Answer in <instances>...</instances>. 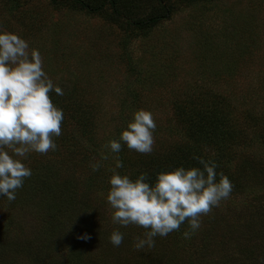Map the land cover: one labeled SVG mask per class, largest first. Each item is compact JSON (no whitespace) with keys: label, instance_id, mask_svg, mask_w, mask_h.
Listing matches in <instances>:
<instances>
[{"label":"rangeland","instance_id":"1","mask_svg":"<svg viewBox=\"0 0 264 264\" xmlns=\"http://www.w3.org/2000/svg\"><path fill=\"white\" fill-rule=\"evenodd\" d=\"M168 1L161 5L169 17L140 28L126 22L147 18L157 0H140L121 20L112 8L92 14L54 0H0V29L40 51L44 71L63 90L49 96L64 115L56 150L29 153L23 162L31 177L15 200L0 197V264L43 257L68 264L76 256L80 264H264V0ZM138 109L155 119L153 151L122 144L118 173L134 180L168 157L170 170L181 167L174 160L202 168L198 153L233 184L188 239L185 221L139 250L145 230L111 221L113 156L90 168ZM200 109L216 112L219 127L195 142L188 116ZM113 230L124 234L119 247L109 242ZM85 233L87 241L78 239Z\"/></svg>","mask_w":264,"mask_h":264},{"label":"clouds","instance_id":"2","mask_svg":"<svg viewBox=\"0 0 264 264\" xmlns=\"http://www.w3.org/2000/svg\"><path fill=\"white\" fill-rule=\"evenodd\" d=\"M50 92L63 95V90L47 75L40 51L29 48V43L16 33L0 29V197L9 202L31 177L32 170L23 162L28 154H46L55 151L56 137L61 135L63 110L56 107ZM156 122L152 112L138 109L120 132L102 146L100 160L90 164L93 172L102 167L101 161L113 156L114 168L108 179L106 202L113 209L111 221L120 227L136 225L143 228V238H137L134 247L152 248L154 238L165 237L187 221L189 231L182 233L188 239L200 228L201 216L228 199L232 182L223 173H217L212 160L194 157L202 168L177 167L156 174L154 183L140 173L136 179L116 171L123 167L119 159L122 144L140 154L153 151ZM217 176L219 179L217 180ZM83 234L78 239L87 241ZM124 234L113 230L109 242L119 247Z\"/></svg>","mask_w":264,"mask_h":264},{"label":"trees","instance_id":"3","mask_svg":"<svg viewBox=\"0 0 264 264\" xmlns=\"http://www.w3.org/2000/svg\"><path fill=\"white\" fill-rule=\"evenodd\" d=\"M90 1H92V0H54V2L57 4L58 3H60V4H62V3L73 4L75 8L80 9V10H84V11L92 13V14H99V13L104 12L107 8H112L114 17H116L117 20H121V16H123L124 11H128V13H134V11L138 9L137 5H139V2H140V0H128V1L127 0H101V1L95 0V4H92V3H90ZM157 2L159 4H157L154 7H151V15H149L147 18H145L143 20H141V19L128 20L126 22L128 27H140V28L150 27L152 25L157 24L162 19L169 17L171 10L169 8L164 9V6H162L161 4H162V2H166L167 5H170V2L168 0H157ZM163 14H164V16H161ZM212 114H217V113L214 112L213 110H211L210 112H206L203 109H200L199 112H197V114H195V115L190 114L188 116L189 118H192L191 119L192 121L188 120V123H189L188 128H190V130H191V131L189 130L190 132L188 133V136L191 139H193L195 142H200L203 137L211 136V134L215 131V129L217 127H219L216 119H214L212 117ZM196 122H198V124H199V131H195L193 128L194 125L196 124ZM224 124H226V123L224 122L222 126H224ZM195 157H199L198 153L196 154ZM168 161H170L171 163H166V161H164L165 163L159 164L158 167H154L155 169H153V167L151 165H147V167H151V171H147V174L145 173L147 175V177H149V178H147V180L150 184L154 183L157 173L163 172V171H170V169L173 167L174 163L172 162L171 157H168ZM174 161L176 163H178V165L185 167V165L183 163H180L177 160H174ZM194 161L197 162L196 159H194ZM194 161H193V163H194ZM142 162L144 163V159L142 160ZM142 162H141V164H142ZM142 166H144V164H142ZM6 239L7 238H3V240H6ZM34 255L35 254H33V256ZM76 257H77V260H73V261L69 262L68 264H80L78 262L79 257L78 256H76ZM30 258H32V257H30ZM40 258H41V256H40ZM35 261L38 264H50L49 262H47L45 260L44 257L42 258V260H40V259L36 260L35 259ZM4 264H16V262L12 261V260H8Z\"/></svg>","mask_w":264,"mask_h":264}]
</instances>
